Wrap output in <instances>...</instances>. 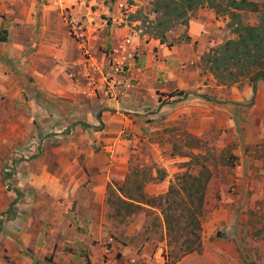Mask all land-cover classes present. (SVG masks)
I'll list each match as a JSON object with an SVG mask.
<instances>
[{"label": "rangeland", "instance_id": "obj_1", "mask_svg": "<svg viewBox=\"0 0 264 264\" xmlns=\"http://www.w3.org/2000/svg\"><path fill=\"white\" fill-rule=\"evenodd\" d=\"M152 1L0 0V235H15L19 248L34 225L46 231L65 210L76 212L72 185L96 180L110 236L100 264H216L227 220L242 226L238 260L264 264V129H254L249 108L264 80L218 82L202 59L235 37L227 14L206 8L213 16L201 42L182 23L165 27L161 40ZM250 1L264 9V0ZM259 16L245 10L239 19L254 25ZM70 20L83 38L70 33ZM202 165L211 172L202 248L182 255L184 237H167L154 198ZM118 197L138 207L116 215L108 199ZM43 258L52 264L51 254Z\"/></svg>", "mask_w": 264, "mask_h": 264}, {"label": "trees", "instance_id": "obj_2", "mask_svg": "<svg viewBox=\"0 0 264 264\" xmlns=\"http://www.w3.org/2000/svg\"><path fill=\"white\" fill-rule=\"evenodd\" d=\"M152 6L156 17L155 26L159 27L157 36L161 40L164 38L165 27L167 29L168 25L177 23L187 25L189 16L198 9L210 8L217 16L227 14L230 17L227 28L235 37L210 48L202 59L210 65V71L218 82L230 84L248 76L254 87L258 80H264V9L258 5L250 0H153ZM245 10L260 14L257 24L249 25L240 21L241 12ZM0 41L5 42L6 38H0ZM97 119L100 122L99 116ZM76 124L91 127L83 123ZM210 178V170L202 165L196 175L180 173L176 176V186L172 183L165 194L154 198L158 199L160 207L163 206L161 212L167 237L173 238V241L184 237L182 255L199 252L202 248V205ZM153 202L152 199L147 205ZM108 203L115 207L116 215H122L125 211L126 214L134 212L138 207L134 202L119 197L114 201L108 199Z\"/></svg>", "mask_w": 264, "mask_h": 264}, {"label": "crops", "instance_id": "obj_3", "mask_svg": "<svg viewBox=\"0 0 264 264\" xmlns=\"http://www.w3.org/2000/svg\"><path fill=\"white\" fill-rule=\"evenodd\" d=\"M62 1L63 0H57V3L63 4ZM212 16L213 13L210 9L203 8L199 9L190 18L188 23V35L192 37L194 41L198 40L201 42L209 29V18ZM124 103L128 105L131 102L125 101ZM249 108L250 115H252L250 120L254 123V129H264V81L257 83L254 103L252 106L250 105ZM260 136L262 135L259 134V137ZM74 183L77 184V182ZM96 187V180H92L86 188L72 185V187L69 188L71 191L67 194L68 198L71 199L70 201H72L71 204L73 201H76V212L73 213L65 210L66 213H64V216L58 217V219L61 218V222L56 225L52 223L51 220L50 224L52 226L49 225L46 231H43L44 227H46L45 224L38 225L40 228H36V225H34L32 228L33 231L24 232L22 236H18L19 238L17 239L21 242L19 248L15 235L9 237L7 234L1 233L0 264H42L45 260L43 256L47 254H51L48 263L52 264H100V258L105 248L103 245L108 241L107 238H110V236L108 234L109 229L103 224L104 205H98L96 202L97 189L98 192H101L104 187ZM92 188L95 193L93 190H90L91 194L88 193V189ZM86 201L89 202L88 208H86L85 205ZM238 221L240 222V218ZM224 223L227 225L226 232L225 237L220 239L217 244L218 256L216 264H244L242 261L238 260L239 253L236 251L239 239L241 242L243 241L242 226L238 223L237 227L231 225L229 220ZM40 241L44 243L43 248L39 247ZM120 246L123 253L127 247ZM67 247H69L72 252H64ZM81 250L87 251L89 262L86 261L87 257L79 254ZM2 254H6L10 257L8 263L2 258ZM136 254L135 256L137 257L138 255ZM193 261L194 258L192 262L178 261L176 264H209L208 259L205 257H199V259L195 258L194 263ZM123 262L124 264H129L127 258H124Z\"/></svg>", "mask_w": 264, "mask_h": 264}, {"label": "built area", "instance_id": "obj_4", "mask_svg": "<svg viewBox=\"0 0 264 264\" xmlns=\"http://www.w3.org/2000/svg\"><path fill=\"white\" fill-rule=\"evenodd\" d=\"M120 5H122L120 3ZM68 27L71 34H73L77 38H83L84 33L82 32V27L80 24L75 22L74 20L68 21Z\"/></svg>", "mask_w": 264, "mask_h": 264}]
</instances>
